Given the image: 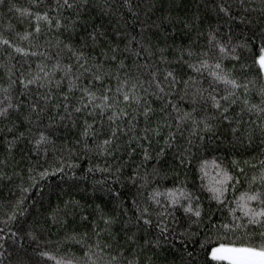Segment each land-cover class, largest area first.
<instances>
[{
	"label": "snow or ice",
	"instance_id": "6c2138e0",
	"mask_svg": "<svg viewBox=\"0 0 264 264\" xmlns=\"http://www.w3.org/2000/svg\"><path fill=\"white\" fill-rule=\"evenodd\" d=\"M211 6L217 13L231 15V8L224 0H212ZM13 7L20 19L27 21L24 30L15 33L27 44L14 42L2 34L0 44L9 52L34 58L35 69L29 67L27 73L21 71L18 74L9 69L12 74L3 88L7 103L0 107V115H7L13 107L20 111L27 103L25 120L28 127L26 132L18 135L8 131L6 151H14L20 138L26 137L31 145L30 152L38 156L43 153L47 158L50 150L66 153L69 159L59 155L62 163L55 170L63 172L67 166L71 172L77 167L72 154L78 153L82 145L86 155L91 153L94 158L112 160L105 164L89 161L88 171L102 174L101 180L95 183L106 186L107 180H123L126 185L130 182L136 188L130 207L119 200V191L113 197L115 207L110 212L97 206L99 215L90 221L94 241L89 242L88 231H72L64 240L83 246L74 245L68 249L65 245L63 252L58 250V245L42 249L39 253L42 260L31 264H158L161 252L165 253L163 264H224L225 261L229 264H264V151L260 152L259 158L253 157L255 162L251 163L247 159L240 161L221 156L220 150L212 147L219 125L231 124L237 108L241 117L247 113L249 121L255 118V123L246 134L242 119L236 121L229 129L232 136L239 134L241 144H251L258 125L264 137V27L258 25V36L254 32L251 40L245 39L232 29L221 31L212 22L203 27L197 8V14L181 21L192 24L196 31L194 41L179 46L176 58L182 62L180 66L184 70L176 72L165 66L161 72L151 64V59L167 65V53L172 47L167 46L166 35L162 40L153 32V27H159L156 22L137 17L132 31L114 29L109 32L103 25L85 26L81 23L82 14L63 17L62 8L76 7L77 12L87 11L89 0H31L27 6ZM152 7L154 5L148 0L146 10ZM57 32L59 36H56ZM45 33L56 36L55 44ZM257 39L258 50L253 52L251 62L245 64V70L238 74L236 64L240 63L241 52L250 50V43ZM257 83L258 89L254 88ZM13 85L20 91L36 85L35 96L39 99L13 104V97L7 94ZM56 93H59L58 100ZM153 98L164 101L159 109L161 116L156 119ZM181 100L188 101V106H183ZM60 108L64 111L60 112ZM53 109L59 119L49 116L48 121L43 122L41 114ZM77 116L85 117L79 125H76ZM65 121L79 128L75 145L67 148L57 143L62 138L56 131V126ZM164 128H168L163 140L169 150L173 143H179L176 133L179 132L183 140V150L177 147L173 154L176 170L172 171L170 184L162 183L170 170L161 161L165 147H159L158 153L151 151L152 140L159 137ZM185 131L187 138L183 139ZM122 133L128 135L124 151L129 158L136 152L133 143L142 145L139 163L133 161L134 167L128 168L127 176L126 164L114 155L121 148ZM209 153L217 155L209 156ZM193 162L192 181L189 182L186 174L180 178L179 169H186ZM3 163L6 165L7 159ZM209 164L214 166L213 171L209 170ZM28 171L33 172V169ZM48 171L44 168L38 175L46 176ZM105 174L107 179H104ZM71 175L75 173L71 172ZM0 178L11 179L6 170H0ZM31 187V184L27 188L19 185L20 196L10 205L5 202L4 221H14L17 216L26 214L24 193ZM78 208L79 203L70 197L49 209L48 215L53 224L66 223ZM89 216L82 214V219L87 221ZM118 216H127L125 223L132 222L136 229L125 231L129 247L136 244L137 231L156 228V232H144L137 250L143 253L145 248L149 249L151 258L146 254L130 253L131 258L125 255L128 248L122 243L117 244L110 232ZM249 229L258 230L259 240L256 239L257 232H249ZM11 231L9 228L5 234ZM105 234L108 239H101ZM29 235L36 237L34 231ZM245 235L251 239L245 240ZM173 240L179 242L176 250H172ZM104 256L108 259L104 260ZM16 264H24V261H16Z\"/></svg>",
	"mask_w": 264,
	"mask_h": 264
},
{
	"label": "trees",
	"instance_id": "16d2710c",
	"mask_svg": "<svg viewBox=\"0 0 264 264\" xmlns=\"http://www.w3.org/2000/svg\"><path fill=\"white\" fill-rule=\"evenodd\" d=\"M150 2L154 7L146 10L145 5L148 3V0H127V2H124V0H89V8L87 11L81 9L80 12H77V8L73 7L71 9L62 8L61 13L65 18L71 17L73 14H82V24L96 27L103 25L109 32H112L114 29L121 31L127 29V31H132V26L135 24L137 17L140 20L156 22L159 27H153V32L157 33L162 40L166 35L167 46L172 47V50L167 53V65L163 62H158L154 58L151 59V64L154 67L160 68L161 72H163L165 66L176 72L184 70L180 66L182 62L176 58L179 46H186L190 41H194L196 39V31L192 24L182 23L181 21L185 17L191 18L194 14H197V8H199L198 15L203 20V27H206L209 22H212L221 31L228 32L229 29H232L239 37L245 39L251 40L254 32L258 36L260 27H264V0H224V3L231 8L230 16L217 13L216 9L211 6L212 0H150ZM30 3L31 0H2L0 2V34L9 36L14 42L23 45L27 44L26 41H20L19 37L15 35L16 32H22L24 30L27 21L20 19L19 13L13 5L22 7ZM246 8L247 11L245 10ZM217 16H219L218 20ZM193 23L195 22L193 21ZM169 25H171V29ZM77 32L79 33V28H77ZM45 35H49L51 42L55 44L56 36H59V32L56 33V36H51L48 33H45ZM41 43H43V40H41ZM249 47L250 50L244 49L241 52L240 63L236 64L238 74L245 70L244 66L246 63L251 62L253 52L258 50L259 40L257 39L250 43ZM141 62H143L142 58ZM29 67L33 70L35 69L34 58L29 59V57L23 54L15 53L14 51L9 52L5 45L0 44V107H3L7 103L4 99L5 93L3 88L9 83V76L12 73L18 74L21 71L27 73ZM9 69L12 70V73L9 72ZM12 78L15 79V76L13 75ZM259 87L260 85L258 83L254 85L256 89ZM36 90V85H32L24 91H20L16 85H13L11 91L7 94L13 97L12 103L15 104L20 101L39 99L35 96ZM56 95L58 100L59 93H56ZM153 99L155 101L154 106L157 109L156 116L154 117L156 119L161 116L159 109L164 101ZM56 102L52 101L51 103ZM180 103L186 107L189 102L181 100ZM59 111L63 112L64 109L60 108ZM27 112L28 104L25 103L20 111H17L13 107L7 115H0V170H6L11 177V179L0 178V225H3V227H0V261L3 264H16V261H24V264H31L32 261H40L42 258L39 253L42 249L53 248L57 245L59 246L58 250L61 252L66 250L65 245L68 246V249H72L76 245V242L64 240L66 234L72 231H88L89 237H91L89 242L94 241L95 236L92 234L90 221L97 219L99 215L97 206H100L106 212H110L115 207L113 197L119 191L121 193L119 200L123 201L124 205L130 207L132 194L136 191V188L130 182L126 185L123 180H107L106 186L103 183H95V181L101 180L102 174L99 171L89 172V161L92 164H105L111 163L112 160L108 157L94 158L91 153L86 155V150L82 145L78 153L72 154V158L77 160V167L71 169V172L75 173L74 176L71 175L67 166L64 167L63 172L55 170L62 163L58 158L59 155H64L65 160L69 159L66 153H52L50 150L47 158H45L43 153H40L38 156L36 153L30 152L31 145L26 137L20 138L14 151L7 152L6 141L9 139L8 131L12 130L17 135L20 132H26L28 122L25 120V115ZM238 113L239 108L232 114L231 124L225 122L223 125H219V131L213 137L216 143L212 147L218 148L220 150L218 154L221 156L233 157L240 161L247 159L249 162L254 163L255 160L252 158H259L260 152L264 151V137L261 136L258 125L252 136L251 144H241L239 142V134L233 137L229 129L236 125V121L242 119L246 134L251 129V125L255 123V118L249 121V115L247 113L243 114L242 117ZM41 115L45 123L48 121L49 116L57 120L59 119L54 109L46 111ZM84 118L83 116L75 117L76 125L81 124ZM32 123L34 124L35 120ZM140 123L143 126L142 119ZM76 125H71L68 121H65L63 124H58L56 126L57 135L62 139L58 140L57 143H62L65 148L69 145H75V140L79 138L77 135L79 128ZM167 133L168 128H164L160 136L152 140L151 151L158 153L159 147H165L166 151L161 157V161L170 170L168 176L163 179L162 183L170 184L173 179L172 171L176 170V164L173 162V154L177 147L183 150V140L180 133H176L179 143H173L171 150H169L163 140V137ZM186 138L187 131L183 133V139ZM126 141H128V135L122 133L120 139L121 148L114 155L121 158L126 164L125 175L127 176L129 174L128 168L134 167L133 161L139 163L142 145L134 142L133 147H135L136 152L129 158L124 151ZM212 155H217V153H209V156ZM5 159H7L6 165L3 163ZM194 164L195 162L186 169H179L180 178H184L186 174L189 182H191L193 179ZM14 165H19V167H14ZM29 168H32L33 172H29ZM44 168L49 169L48 174L46 176L38 175V172ZM209 170L213 171L214 166L209 164ZM30 177L33 179H30ZM104 179H107L106 174ZM21 184L25 188L29 184L32 185L31 190L24 193L25 203L23 207L27 212L24 216H17L14 221H4L3 218L6 215L5 202L9 205L14 203L15 199L20 196L19 185ZM70 197L73 201L79 203L76 214L73 217H69L66 223L53 224L48 215L49 209L63 204ZM205 206L207 207V201H205ZM82 214H90L89 220H83ZM176 215L179 216V212ZM127 220V216H118L117 222L110 229L111 236L116 238L117 244L122 243L128 248V252L125 253L128 258H131L130 253L137 255L146 254L151 258L149 249L145 248L143 253L137 250L141 247L140 237L144 235V232L149 231L150 234L151 232H156V228L152 227L150 230L137 231L136 244L129 247L128 242L125 240V231L128 229L136 231V229L133 228L132 222L125 223ZM99 223L100 227H103V223ZM9 228L12 231L5 234ZM30 231H34L36 237L29 235ZM248 231H256V239L259 240L258 230L249 229ZM17 233L19 234L17 235ZM243 238L245 240L251 239L247 235ZM101 239H108V236L106 234L102 235ZM178 243L173 240L172 250H176L175 246ZM81 246H83L82 243L76 245V247ZM21 253H25L26 255H21ZM159 255L161 259L158 261V264H163L162 257L165 253L161 252ZM103 259L107 260L108 257L104 256ZM224 264H229V262L225 261Z\"/></svg>",
	"mask_w": 264,
	"mask_h": 264
}]
</instances>
